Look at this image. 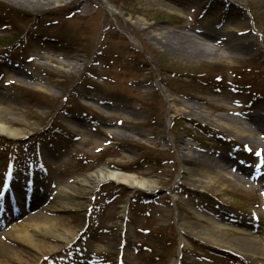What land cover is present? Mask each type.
I'll return each instance as SVG.
<instances>
[{
    "label": "rangeland",
    "instance_id": "1",
    "mask_svg": "<svg viewBox=\"0 0 264 264\" xmlns=\"http://www.w3.org/2000/svg\"><path fill=\"white\" fill-rule=\"evenodd\" d=\"M258 117L264 0H0V122L21 133H0V264H264ZM102 166L152 189L83 190ZM46 220L54 234L33 228Z\"/></svg>",
    "mask_w": 264,
    "mask_h": 264
},
{
    "label": "bare ground",
    "instance_id": "2",
    "mask_svg": "<svg viewBox=\"0 0 264 264\" xmlns=\"http://www.w3.org/2000/svg\"><path fill=\"white\" fill-rule=\"evenodd\" d=\"M17 1H21V0H17ZM22 1H25L27 3H34L35 1H38V2H42L44 4L46 3V1L49 4L60 2V0H22ZM186 37L190 38L191 40H193L195 42V45H199L200 48H203L204 46L207 45L205 43H202L203 41H201V39L198 40V38L196 36L186 35ZM220 45L222 46L221 43H216V45L214 44L212 46L213 49L209 50V51H211L210 53L214 54V56L217 55V53H218L217 46H220ZM236 48H238V47H236ZM212 52H214V53H212ZM220 54L223 55L222 52H220ZM224 56H226V54H224ZM68 66L71 67L72 64H68ZM10 96L11 95H8V96L5 95V97L8 100H10L9 99ZM6 98H5V100H6ZM11 103H13V101L8 102L7 106L9 108L16 109V107H14ZM169 108L171 109V105L169 106ZM192 109H193V113L194 114L195 113L199 114V112H201L198 107H192L190 109V111ZM230 120H232V119H228L226 117H217V118H214L211 121H213L218 126H222V127L228 128L235 135L236 134L237 135L238 134L239 135L245 134V132H246L245 129L246 128L244 127V123L243 122H240V123L238 122V124H236V125H231L230 122H229ZM253 122H254V124L258 125V126H256V130L259 131L262 134V138L261 139L264 140V120H263V118L261 119V118L258 117L256 119V122L255 121H253ZM261 123H263V124H261ZM259 124H261V125H259ZM0 133L7 134L8 136H11V137H19V136H21L20 131L10 129L8 126L5 125L4 122H0ZM258 143H261V141H259ZM224 159L228 161V162L226 161L227 163H229L231 161V160H229L227 158H224ZM209 160L211 161L212 165H214V167L217 169V171H219L220 173L229 175L228 174V168L223 164L224 160H213L211 158H209ZM209 160H208V162H210ZM198 161L201 162V159H199ZM226 168H227V170H226ZM238 170H239L240 174H242L243 176L246 175V172L248 173V175H251V178L253 179L252 182H257L258 178H260V176H261V173L257 169H252L251 172H250L249 171L250 168H248V167L245 168L243 166H238ZM240 174L239 175H234V174L230 175L232 181L237 183L238 185L241 182L246 183L245 181H243L244 180L243 178L241 179L239 177ZM262 176H264L263 172H262ZM110 180L115 181L117 183H122V184L130 187L133 190H151L152 189V187H151L152 184L147 179L139 178L135 174L127 173V172H124V171H119V170L112 171V170H109L108 168H106L104 166H102L101 168H98L96 171L91 173L87 178H83V179L78 180V184H79L80 187L84 188L83 190L92 191L94 188L99 186L102 182L110 181ZM249 182H251V181H249ZM262 188H264V177H262ZM67 190H68L67 188H57V189L54 190V192L60 193L59 195H61L59 197L60 202H61L60 207L63 208V209H69L71 207V205H72L71 201H69L70 200L69 197L67 196ZM123 212H125V211H123ZM211 224L215 227V229H218V230H221L222 228L229 229V227L227 225H220V224L216 223L213 220H211ZM32 225H33V228L35 230H37V231H39V232H41L43 234H46V235L54 234L53 229L50 226V220H46L45 222H42V223L39 222V221H34V222H32ZM20 228H22V227H20ZM258 230L256 231V233H258L259 236L264 238V228L261 227V229L259 231ZM239 232H242V231H239ZM71 234H72V232H71ZM55 235L59 237L58 233L57 234L55 233ZM13 237H14V239L20 240L23 243H27V244L28 243H33L32 235L26 229L20 231L19 233L18 232L14 233ZM66 239H68V238L66 237ZM200 239L204 240L205 242L217 245V246H224L221 243H219V241H217L216 238H211V236L210 237H205V238L201 237ZM245 239L250 241L249 238H245ZM187 241H188V239L184 236V233H183L181 242L187 244ZM224 247H227L229 249L235 250V248L233 249V248H231V246H224ZM236 251L240 252L239 250H236ZM247 254L250 255L251 257L255 256L254 251H251V249L248 250Z\"/></svg>",
    "mask_w": 264,
    "mask_h": 264
}]
</instances>
